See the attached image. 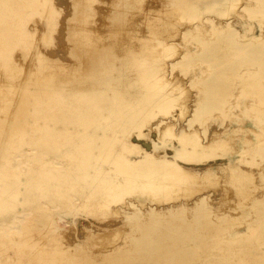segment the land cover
<instances>
[{
  "label": "rangeland",
  "instance_id": "374dc122",
  "mask_svg": "<svg viewBox=\"0 0 264 264\" xmlns=\"http://www.w3.org/2000/svg\"><path fill=\"white\" fill-rule=\"evenodd\" d=\"M119 1L9 0L7 13L0 9V195L7 206L15 205L0 209V264L13 256L20 259L18 264H264V93L260 92L264 86V0H232L234 6L228 10L208 7L215 0H193L204 8L195 19L179 0H174L178 8L173 13L166 0H122L123 6ZM104 42L111 43L114 57L110 54L111 60L99 69L110 67L111 73L99 74L94 68L86 70L78 82L70 81L72 68L97 58L96 48ZM167 45L174 52L164 51ZM135 47L142 52L138 58L143 63L136 73L155 69L168 83L166 90L175 98L168 112L153 107L152 101L159 97L146 91L147 78L139 75L134 80L128 72L135 52L116 53V49L124 53ZM108 87L111 92L106 93ZM204 90L230 96L225 109L223 104L194 116ZM95 97L97 108L88 102ZM255 102L256 109H252ZM70 103L75 108L79 103L93 106V113L85 118L94 126H79V118L72 117L67 106ZM113 106L122 110L124 117L119 121L127 125L120 133L111 130L110 115L117 109ZM159 121L165 123L162 129L171 127L173 133L156 137L151 126ZM180 131L198 136L205 146L219 137L223 143L196 150L179 137ZM78 132L94 137L114 138V134L138 148L128 153L132 158L139 151L164 156L196 181L187 182L186 192H173V200L153 199L145 190L136 189L123 201L102 205L87 199L90 190L85 188L71 192V200L55 195L50 182L31 190L28 178L42 174L48 182L67 172L72 163L66 155L68 140L80 138L75 137ZM60 136L61 141L56 139ZM104 162L99 160L101 166L109 167ZM206 169L211 170L207 179ZM240 173L248 182L234 179ZM12 181H16L12 189H5ZM104 186L103 192H108ZM196 196L201 198L195 201ZM130 201L134 204L128 207ZM223 215L229 222L222 226ZM251 225L257 228L253 236L236 242L230 239L231 234L245 236ZM84 226L95 234L88 236ZM21 240H28L23 248L11 244ZM20 248L24 256L17 253ZM62 255L65 260L59 262Z\"/></svg>",
  "mask_w": 264,
  "mask_h": 264
},
{
  "label": "bare ground",
  "instance_id": "6f19581e",
  "mask_svg": "<svg viewBox=\"0 0 264 264\" xmlns=\"http://www.w3.org/2000/svg\"><path fill=\"white\" fill-rule=\"evenodd\" d=\"M8 1L9 0H4V1H0V9H2L4 12L7 13L8 11ZM121 1V3H119ZM118 3L120 6H123V1L120 0ZM181 3H178L179 5L182 4L181 8L183 9H186L187 12L191 13V19H195L197 18L204 10L203 7L199 6L196 4V2H194L193 0L191 2H185L183 0H179ZM199 1V0H198ZM167 6L169 7H172L171 9V12L172 10L174 11V9H177L178 6H176V3L174 2V0H166V3H165ZM234 1L232 2V0H215V1H212L208 7L210 8H217V7H221V9H227L231 7H233L234 5ZM77 6H80V5H77ZM228 10V9H227ZM177 12V11H176ZM2 13V11H1ZM173 13V12H172ZM4 14V13H3ZM6 15V14H5ZM2 16V15H1ZM176 16V15H175ZM3 17H0V21L3 20L2 19ZM166 18V17H165ZM162 19V18H161ZM168 22V19L167 21ZM162 25V24H161ZM157 29V28H156ZM89 31V30H88ZM89 33V32H87ZM91 33V32H90ZM92 34V33H91ZM149 34V33H148ZM88 35V34H87ZM89 38L90 35H88ZM87 36V37H88ZM94 39H95V36H93ZM98 37V36H97ZM147 37V36H146ZM172 37H175V36H172ZM6 38V37H5ZM89 38H86L85 40L86 41H90ZM99 38V37H98ZM2 39V38H1ZM84 39V38H83ZM82 39V40H83ZM89 39V40H88ZM93 39V38H92ZM91 39V40H92ZM105 39V38H104ZM97 40V39H96ZM145 40V39H144ZM164 40V39H163ZM109 41V40H107ZM202 41V40H201ZM84 42V40H83ZM94 42V41H93ZM165 42V41H163ZM163 42H161L160 45H163ZM85 43V42H84ZM95 43V42H94ZM93 43V44H94ZM110 43V42H108ZM120 43L123 44V41H121ZM2 44V43H0ZM86 44V43H85ZM90 44H91V41H90ZM166 44V43H165ZM88 45V44H87ZM105 42H104V46L102 44H99V48H96L97 51L95 52L97 54V58H93L91 59V55L90 56V59L91 61L89 63H87L86 65H83L82 63H79L75 68H72V73H71V77H70V81H73V83H76L78 82L77 80L79 79V77L83 76V73L87 70L89 71H94V68L96 69L95 72L99 73V74H104V73H107V72H110L111 73V69L110 67H107V68H104L103 70H100L99 68L103 67L102 65L104 64H107L106 62H108L109 60H111V58H108L110 57V54H111V49L108 45L111 46V43L106 45ZM172 45V44H171ZM120 46V44H119ZM169 46L170 48V45H167ZM84 47V46H83ZM121 48V46H120ZM168 47H164V51H167L168 53L170 52H174V50L172 48L169 49ZM1 49V48H0ZM93 49V48H92ZM91 50V49H90ZM138 47L136 48H133L131 51H126V52H122L121 49H116V53H118L119 55L118 56H123V55H126L127 53H134L135 52V57L132 59V61L134 63L131 64V66L129 68H127L128 72H130V74L132 73V77L133 79L135 80L136 78H138V76L140 75V77H145L147 78V81H148V85L146 87V91L149 92V91H152L153 92V95L154 98L156 97H159L158 99L152 101L153 103V107L155 108H158L159 111L161 112H168L169 108L171 107L170 104H171V100H175L174 97L171 96V94L166 90L168 87V83L167 82H164V80H162L159 75H157L158 73L155 71L154 69V72L152 70H149V71H145L143 72L142 74H138L136 73L137 72V69L139 68H142L143 67V63H141L142 61L140 60V58H138L141 53H138ZM85 51V50H84ZM94 52V49L92 50ZM115 51V49H114ZM112 55V54H111ZM153 55V54H151ZM163 55V54H162ZM83 56V54L81 55ZM149 56V55H148ZM147 56V57H148ZM158 56V55H157ZM112 57H114L112 55ZM151 57V56H150ZM185 57H187V55H185ZM118 58L117 57V61H118ZM113 59H116V58H113ZM112 59V60H113ZM149 59V58H148ZM151 59V58H150ZM149 59V60H150ZM158 60V59H157ZM153 61H156V60H153ZM158 62V61H157ZM156 63V62H155ZM152 64H154L152 62ZM151 65V64H150ZM111 66V65H110ZM152 66V65H151ZM149 67V66H148ZM155 67V66H154ZM157 68V67H155ZM162 68V67H161ZM117 69V68H116ZM136 69V71H135ZM148 69V68H147ZM157 70V69H156ZM159 70V69H158ZM157 70V71H158ZM119 72V71H118ZM56 74V73H55ZM87 74V73H86ZM58 75V74H57ZM69 76V75H68ZM104 77V76H103ZM102 78V77H101ZM106 78V77H105ZM53 79V78H52ZM82 79V78H81ZM108 79V78H107ZM117 79V78H115ZM85 80V79H84ZM100 81V79H98ZM243 80V79H242ZM46 81V80H45ZM86 81V80H85ZM112 81V80H111ZM118 81V80H117ZM105 82V81H104ZM114 82V81H113ZM90 83V82H88ZM96 83V82H95ZM100 83V82H99ZM103 83V81L101 82V84ZM110 81L107 83L109 84ZM250 83V82H249ZM87 84V82H86ZM100 84V85H101ZM106 84V85H107ZM218 84V83H217ZM246 84V83H245ZM252 84V83H251ZM249 84V85H251ZM253 84H255L253 82ZM45 85V84H44ZM43 85V86H44ZM72 85V84H71ZM70 85V86H71ZM85 85V84H83ZM99 85V84H98ZM105 85V84H103ZM111 86V83L109 84ZM107 85V86H109ZM67 86V85H66ZM74 86V85H73ZM82 86V85H81ZM80 86V88H81ZM91 86H93L91 84ZM97 86V83L96 85ZM102 86V85H101ZM77 87V86H76ZM75 88V87H74ZM96 88V87H95ZM105 88V86H104ZM72 88H70L71 90ZM82 89V88H81ZM79 89V90H81ZM84 89V88H83ZM88 89V88H87ZM110 87H108V92H111L109 91ZM112 89V88H111ZM58 90V89H57ZM69 90V91H70ZM104 89H102V92H103ZM214 90V89H213ZM261 93H264V86L260 89ZM60 91V90H58ZM67 91V89L65 90ZM63 91V92H65ZM86 91V90H85ZM88 91V90H87ZM90 91V90H89ZM97 91V90H96ZM182 91V89H181ZM220 91V90H219ZM259 91V90H258ZM257 91V92H258ZM55 92V91H54ZM57 92V91H56ZM62 92V93H63ZM95 92V90H94ZM105 92V91H104ZM174 92V91H173ZM208 92V93H207ZM217 92V91H216ZM216 92H212V91H207V90H204L201 92V94L203 95V97L201 99H198L196 104H195V111H194V116L198 117V114L201 113V112H204L205 114L208 113V112H211L213 111L214 109H219L221 108V106L224 104V108L222 107V109L224 110L225 109V105H226V102L228 100V97L230 96H224V93H221L218 95V93ZM59 93V92H57ZM60 93V94H62ZM93 93V92H91ZM220 93V92H219ZM260 93V94H261ZM97 95V93H95ZM94 94V95H95ZM258 94V93H257ZM54 95V94H53ZM104 95V94H102ZM109 95V94H108ZM228 95V94H227ZM264 95V94H262ZM52 96V95H50ZM91 95H87V97ZM99 96V95H98ZM97 96V97H98ZM107 96V94H106ZM110 96V95H109ZM115 96V95H114ZM112 96V97H114ZM119 96V95H118ZM74 97V95H73ZM95 97V98H91V100H89L88 102L95 105V107L97 108L98 106V98ZM120 97V96H119ZM226 97V98H225ZM47 98H51V97H47ZM65 97H63L64 99ZM111 98V97H110ZM116 97H114L115 99ZM121 98V97H120ZM119 98V99H120ZM148 98V97H147ZM258 98H261L258 96ZM62 99V98H61ZM85 99V98H84ZM150 99V98H149ZM153 99V98H152ZM48 100V99H47ZM87 100V98H86ZM97 100V101H96ZM101 100V99H99ZM116 100V99H115ZM148 101V100H147ZM150 101V100H149ZM81 102V101H80ZM101 102V101H100ZM117 102V101H116ZM121 104L123 103L121 100H120ZM263 104H264V99H263ZM66 103V102H65ZM111 103H115V102H111ZM230 103V102H229ZM55 104V102L53 103V105ZM60 104H62L61 102H58V105L60 106ZM81 104H84V103H81ZM79 103L78 106H76V108L73 106V103H70V105L72 106H69V109H71V116L74 117V118H79L78 120L80 121H76L77 124H79V126L81 127H88L87 125H89L90 123L87 122L88 120L85 118L88 117V115H90L91 113H93L92 111V108H90L88 106V104H84V105H81ZM108 104V103H107ZM110 104V102H109ZM44 105V104H43ZM103 105V104H102ZM111 105V104H110ZM116 105V104H115ZM124 105V104H123ZM230 105V104H229ZM255 105H257V103L255 102V104L252 106V109H256L255 108ZM259 105V104H258ZM120 106V105H119ZM119 106H116L117 109H114L115 111L112 112V114L110 115L111 118L114 120V122H112L113 126L111 128V130H114L115 132L117 133H120L118 131H121L123 129L124 126H127L126 124L123 126L122 123H120L119 120H122V117L123 116V113H122V110L119 109ZM264 106V105H263ZM62 107V106H60ZM102 107V106H101ZM113 106V108H116ZM139 107V106H138ZM144 107V106H143ZM147 107H151L150 105H148ZM230 107V106H229ZM67 108V107H66ZM94 108V109H96ZM54 109V108H52ZM58 109V108H57ZM100 108L96 109L98 111ZM131 109V108H130ZM130 109H129V112H130ZM142 109V108H141ZM148 109V108H147ZM221 109V112H223V110ZM45 110V109H44ZM59 110V109H58ZM96 110H94V112H96ZM102 110V109H101ZM139 111V109H137ZM144 111V109H142ZM163 110V111H162ZM97 111V112H98ZM133 111V109H132ZM152 111V110H151ZM45 112V111H44ZM55 112V111H54ZM57 113V112H56ZM105 113V112H104ZM134 113V112H133ZM138 113V112H137ZM140 113V112H139ZM154 112H152L153 114ZM160 113V112H159ZM98 114V113H97ZM100 114V113H99ZM109 114V113H108ZM129 114V113H128ZM128 114H126L125 116H127ZM101 115H103L102 111H101ZM100 115V116H101ZM139 114H137L138 116ZM165 115V114H164ZM42 116V115H40ZM44 116V115H43ZM48 116V114L46 115ZM59 115L57 114V117ZM108 116V117H110ZM135 116V115H134ZM133 116V117H134ZM147 116V115H146ZM201 116V114H200ZM102 117V116H101ZM107 117V118H108ZM130 117V116H129ZM136 117V116H135ZM46 118V117H45ZM49 118V117H48ZM104 118V117H102ZM174 118L173 120L175 121V116L172 117ZM172 118H170L172 120ZM201 118V117H200ZM98 119V118H97ZM263 119V118H262ZM261 119V120H262ZM77 120V119H76ZM87 120V121H86ZM109 119H106V121H108ZM105 121V119H104ZM135 121V119H134ZM75 122V123H76ZM99 122V121H98ZM132 122V121H131ZM67 123V122H65ZM107 125L110 126V122H106ZM105 123V124H106ZM110 123V124H109ZM127 123V122H126ZM135 123V122H134ZM76 124V125H77ZM92 124V123H91ZM90 124V125H91ZM94 124V123H93ZM92 124V125H93ZM124 124V122H123ZM137 124H138V121H137ZM164 121H159L155 124H153L151 126V130H154L156 131L157 133L155 134V136L157 137H161V136H165V135H171V133H173L172 131V128L171 127H165L164 129H162V126L164 125ZM98 125V124H96ZM105 125V129L106 126ZM129 125V124H128ZM94 126V125H93ZM93 126H90L89 128H93ZM101 126V125H100ZM110 126V127H111ZM99 126H97L98 128ZM103 127V126H102ZM132 127V126H130ZM52 129V128H50ZM77 129V128H76ZM83 129V128H82ZM101 129V128H100ZM104 129V130H105ZM110 129V128H109ZM127 129V128H126ZM131 129V128H130ZM54 130V129H53ZM86 131V129H84ZM83 130V131H84ZM88 130V129H87ZM90 130V129H89ZM92 130V129H91ZM90 130V131H91ZM125 130V129H124ZM123 130V131H124ZM183 130V129H182ZM38 131V130H37ZM56 132V130H54ZM78 131V130H76ZM94 131H95V128H94ZM98 131V130H97ZM192 131V130H191ZM190 131V133H191ZM34 132V131H33ZM110 132V131H109ZM113 132V131H111ZM130 132V131H129ZM193 132V131H192ZM195 132V131H194ZM50 133V132H49ZM57 133V132H56ZM61 133V132H59ZM58 133V134H59ZM63 133V132H62ZM67 133V132H66ZM69 133V136L73 133L70 134ZM75 133V132H74ZM106 133V132H105ZM179 133V137L180 138H184L187 140L188 143L192 144L193 146L192 147H195V149H202V148H205V147H213V146H216L217 144L219 145L220 142L223 143V139L222 137H219L218 139L219 140H215V138L213 139L211 145H208V146H205L203 145L200 141H199V138L198 136L197 137H194L196 135H187V134H184L183 131H180L178 132ZM188 133V132H187ZM201 133V132H200ZM44 134V133H43ZM52 134V133H51ZM64 134V133H63ZM108 134V133H107ZM112 134V133H111ZM195 134V133H194ZM263 134H264V130H263ZM61 135V134H60ZM67 135V134H66ZM109 135V134H108ZM207 135V134H206ZM62 136V135H61ZM60 136V138H56V139H62V137ZM80 137V138H76V140L74 138H65V136H63V139L65 138V140L67 139L68 140V144H69V150L66 152V155L68 158L71 159L72 163L69 165L70 167H68L67 169V172L65 174H61V175H58V176H53V177H50L49 178V181L47 182L44 178V176H42V174L40 176H37L36 178H34L33 180H30L28 178V183H30V188L31 190H33L35 188V186L37 185H41L43 183H51L54 185V189L56 190V194L55 195H58L60 198H70L71 195L70 193L71 192H78L79 193V190L81 188H85L87 190H90V194L88 195L87 199H90L91 202H98L99 201V204L102 205V203H106V202H110V201H115L117 200L118 202L120 201H123L126 197V194H128L129 192L133 191V190H136V189H142V190H145L146 193H147V196L148 197H151L153 199L155 198H158L159 200H163V201H169V200H173V192H182V191H185L188 189L186 186H188L189 184V181H196V179L194 180L195 177H193V180H192V175L191 174H188V173H184L182 172V168L180 167L179 164L175 163V162H172L170 161L169 159H167L166 157H161V156H157L158 158H156L154 156V154H151V153H147V152H138V155H136V157L132 158L128 153H131L133 154V151L132 150H135V149H138L136 146L134 147H129L128 146V143L125 139H120V138H117L116 135L113 134L114 138L112 137H109V136H102V137H94V136H91L89 135V133L85 132V133H81V132H78V134L76 133L75 134V137ZM141 137H144V134L141 133L140 135ZM153 136V135H152ZM59 137V136H58ZM44 138V137H43ZM102 140L101 143H97L98 140ZM55 140V139H54ZM208 140V139H207ZM212 140V139H211ZM218 141V142H216ZM36 142V140H35ZM47 142V141H46ZM46 142L44 143L46 145ZM34 143V142H33ZM59 143V142H58ZM121 146L119 149L118 148H115V145L114 144H118ZM37 144V142H36ZM221 144V143H220ZM263 144V143H262ZM261 144V145H262ZM47 145H49V143H47ZM57 146V145H56ZM59 146V145H58ZM114 146V148H112ZM60 147V146H59ZM189 147V146H188ZM57 148V147H56ZM260 148V147H259ZM55 149V148H54ZM97 150L98 153H96L95 151ZM136 151V150H135ZM150 151V150H149ZM59 152V151H58ZM176 153L177 155L180 154L181 152L177 149L176 150ZM131 154V155H132ZM263 154V153H262ZM171 155V154H170ZM65 157V156H64ZM177 157V156H176ZM102 161H105L107 163L104 162V165L107 164L109 167L107 168H104V166H101L100 163L99 164V160ZM94 160L97 161L94 162ZM241 160V159H240ZM246 163V162H244ZM228 165V164H227ZM230 165V164H229ZM233 165V164H232ZM235 165V164H234ZM68 166V165H67ZM106 167V165H105ZM221 167V166H220ZM230 167V166H229ZM233 167V166H232ZM219 168V167H218ZM91 170H93V172H91ZM186 170V169H185ZM184 170V171H185ZM192 170V169H191ZM218 170V169H217ZM211 170L210 169H206L205 172H204V176L208 177V173L210 172ZM186 172V171H185ZM94 173V174H93ZM191 173H193L191 171ZM200 173V172H199ZM246 174V173H245ZM207 175V176H206ZM247 175V174H246ZM204 177V178H205ZM234 179L237 181V182H244L247 179L248 177L247 176H244L243 174H235L234 176ZM251 177V176H249ZM243 178H246V179H243ZM203 179V178H202ZM251 178H249L250 180ZM198 180V178H197ZM205 180V179H204ZM6 181V180H5ZM200 181V180H198ZM188 182V184H187ZM231 182V181H230ZM242 182V183H243ZM16 181H12L11 184H6L5 185V189L7 190H11L12 187H13V184H15ZM192 184V183H191ZM237 184V183H236ZM105 185L104 187L107 188V190H109L108 192H103V189H102V186ZM216 186V185H215ZM186 188V189H185ZM50 189V188H49ZM52 189V187H51ZM193 189V188H192ZM102 190V191H101ZM191 190V189H190ZM20 191V190H19ZM85 191V190H84ZM14 193V192H13ZM18 193V192H17ZM21 193V192H19ZM18 193V194H19ZM24 193V192H23ZM22 193V195H23ZM190 193V192H189ZM202 193V192H201ZM4 195V192L2 193ZM16 194V193H15ZM17 194V195H18ZM53 194V193H52ZM51 194V195H52ZM176 194H179V193H176ZM13 195V194H12ZM20 195V194H19ZM200 195V193H199ZM197 195V196H199ZM202 195V194H201ZM9 196V195H8ZM25 196V195H24ZM57 196V197H58ZM175 196V195H174ZM184 196V195H183ZM196 196V198H197ZM204 196V195H203ZM206 196V195H205ZM208 196V194H207ZM14 197V196H13ZM12 197V198H13ZM58 197V198H59ZM2 196L0 195V209L3 210V209H8L10 208L11 206L8 204V206L6 205L7 202H5L4 200H2ZM177 198V197H176ZM201 197L195 199V201L199 200ZM210 197H206V199ZM27 199V198H26ZM30 199V198H29ZM204 199V201L206 200ZM208 199V200H209ZM212 199V198H211ZM18 200V199H17ZM71 200V198H70ZM176 200V199H174ZM7 201V199H6ZM19 201V200H18ZM17 201V202H18ZM101 201V202H100ZM259 201V200H258ZM257 199H256V203L258 202ZM162 202V201H160ZM9 203V202H8ZM13 203L15 204V202L13 201ZM36 203V202H35ZM22 204V203H21ZM134 204V202L130 201L128 202L127 206L128 207H131L132 205ZM201 204H204V203H201ZM18 205V203H17ZM99 206V205H98ZM15 207V205H12L11 208ZM0 210V211H1ZM227 217H224L221 216L220 217V221H221V225L223 226L225 223L227 224L229 221H227ZM220 225V226H221ZM255 225V224H254ZM220 226H215L216 229L217 227L220 228ZM221 226V228H222ZM108 227H111V226H108ZM226 227V226H225ZM220 228V230H221ZM84 229L86 231H88V236H93V234H95V232H93L91 230V228L89 226H84ZM228 229H230V227L228 228L227 226V232H228ZM219 231V230H218ZM257 231V228L255 226H250L248 228V233L245 235V236H239V235H236V234H231V240L232 241H238L240 240L241 238H249L251 236H253L255 234V232ZM11 233V232H9ZM14 234V233H13ZM17 234V233H15ZM10 235V234H9ZM19 241V240H18ZM13 241V243L11 244H15V246L17 247H21L23 248L24 246H26L28 240H25V241ZM32 244L34 245H40L38 242H35V241H32ZM20 249H16L17 250V253H19L20 256H24V252L22 253L23 250ZM42 248V247H41ZM60 248H58L59 250ZM61 250V249H60ZM62 254V252H60ZM63 257L60 258L58 261H63L65 260V255H62ZM6 259V262H2L3 264H10V263H13L14 264H18L20 262V259L19 261H17L14 256L13 257H7L5 258Z\"/></svg>",
  "mask_w": 264,
  "mask_h": 264
}]
</instances>
